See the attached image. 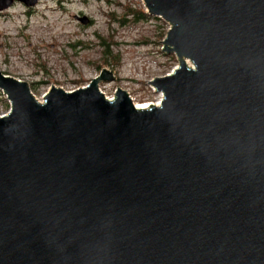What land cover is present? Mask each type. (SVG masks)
Instances as JSON below:
<instances>
[{"label":"water","instance_id":"obj_1","mask_svg":"<svg viewBox=\"0 0 264 264\" xmlns=\"http://www.w3.org/2000/svg\"><path fill=\"white\" fill-rule=\"evenodd\" d=\"M142 1L178 61L159 106L0 73V264H264V0Z\"/></svg>","mask_w":264,"mask_h":264},{"label":"rangeland","instance_id":"obj_2","mask_svg":"<svg viewBox=\"0 0 264 264\" xmlns=\"http://www.w3.org/2000/svg\"><path fill=\"white\" fill-rule=\"evenodd\" d=\"M127 6L146 13L142 0H39L32 8L15 2L0 14V73L27 83L42 102L52 86L72 92L106 70L134 105L157 104L162 95L148 84L178 66L174 54L163 53L158 44L170 25L151 16L132 24ZM28 10L33 13L27 15ZM75 16L89 23L82 25ZM106 43L114 61L103 60ZM99 90L113 99L117 88L107 81ZM4 98L0 90V108L6 112L10 105Z\"/></svg>","mask_w":264,"mask_h":264},{"label":"trees","instance_id":"obj_3","mask_svg":"<svg viewBox=\"0 0 264 264\" xmlns=\"http://www.w3.org/2000/svg\"><path fill=\"white\" fill-rule=\"evenodd\" d=\"M127 13L126 16H129L130 17V23L132 24H135L137 22H140V21H144V20H147L150 18L149 15H147L145 12L143 11H138L136 9H133V7L131 8L130 6H127ZM31 12L30 10L26 11V14L27 15H30ZM125 20L121 21V24H124ZM103 41L107 42V40L105 38H103ZM102 57H103V60L104 61H107V62H110V61H114V57L112 56H109V53H108V44L106 43L105 45L102 46ZM5 107H7V105H5Z\"/></svg>","mask_w":264,"mask_h":264},{"label":"bare ground","instance_id":"obj_4","mask_svg":"<svg viewBox=\"0 0 264 264\" xmlns=\"http://www.w3.org/2000/svg\"><path fill=\"white\" fill-rule=\"evenodd\" d=\"M108 100H112V98H107ZM162 100V99H161ZM161 100L157 103V104H148V105H143V106H136L135 105V108L136 109H148L150 108L151 106H159L161 104Z\"/></svg>","mask_w":264,"mask_h":264},{"label":"built area","instance_id":"obj_5","mask_svg":"<svg viewBox=\"0 0 264 264\" xmlns=\"http://www.w3.org/2000/svg\"><path fill=\"white\" fill-rule=\"evenodd\" d=\"M3 101H5L4 103H8L9 104V102H8V99L6 98V96H5V98L3 99ZM10 105V104H9ZM9 112V110L8 111H3L1 108H0V116H5V115H7V113Z\"/></svg>","mask_w":264,"mask_h":264}]
</instances>
